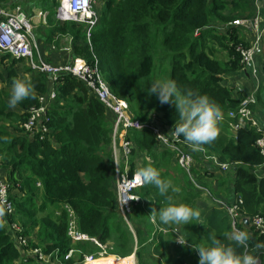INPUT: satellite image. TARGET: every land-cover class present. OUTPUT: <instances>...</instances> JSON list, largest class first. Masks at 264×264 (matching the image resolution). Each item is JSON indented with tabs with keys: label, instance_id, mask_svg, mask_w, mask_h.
Segmentation results:
<instances>
[{
	"label": "trees",
	"instance_id": "trees-1",
	"mask_svg": "<svg viewBox=\"0 0 264 264\" xmlns=\"http://www.w3.org/2000/svg\"><path fill=\"white\" fill-rule=\"evenodd\" d=\"M3 1L5 7L25 6L26 11L48 4L53 12L47 25L38 31L42 51L47 52L44 60L58 67L73 63L75 58L85 59L98 68L110 91L128 103L131 115L142 123L153 124L164 134H170L173 128L174 106L161 105L155 95L146 91L161 73L174 79L181 91L207 95L219 105L226 119L218 124L216 140L200 150L193 151L180 137V145L193 158L190 171L183 172L175 153L162 149L152 131L128 132L133 144L129 175L151 165L177 189L166 194L172 197L169 201L155 187L142 185L136 191L139 201L130 207L128 225L120 215L115 188L114 114L86 83L71 74L61 72L54 83L48 74L35 72L22 63L24 72L20 75V62L2 56L0 84L11 85L14 79H24L32 84L33 92L12 110L0 89V178L6 179L0 182L7 183L8 200L13 207V212H6L0 224V264L33 263L38 257L34 250L46 255L57 252L51 260L55 263L72 247L80 251L99 250L87 242L72 243L67 233L71 218L77 220L79 231L102 244L112 241L115 252L124 257L135 252L138 264H193L192 258H198L191 243L208 244L210 236L225 244L233 243V220L221 202L232 206L239 200L243 219L237 225L249 233L250 240L248 249L236 250L256 255L258 264H264V247H255L264 244V235L254 232L250 225L256 216L264 220V157L256 146L261 133L251 124L236 132L231 130L230 122L237 119L228 118V113L237 111L248 96L223 83L224 76L240 72L245 78L249 72L240 71V56L235 50L230 57L236 61L229 62V68L214 58L212 47L228 49L226 36L237 31L232 27L227 35L220 34L223 25L212 23V18L223 17L227 2L105 0L89 45L84 24L56 20L59 0ZM231 3L238 6L235 1ZM251 7L254 8L252 2ZM211 32L215 34L211 37L212 46L206 39ZM63 41L68 43L69 52L51 50V45L62 47ZM58 55L63 62L58 61ZM259 70L263 86L264 70ZM250 80L256 82L251 77ZM53 89L56 98L49 99L48 104L40 103V97L48 98ZM263 93H255L253 106L255 120L262 130ZM43 107L45 111L40 112ZM34 111H39V115L35 114L32 120ZM37 199L41 200L40 205H36ZM170 202L198 208L199 220L188 225H165L150 216L153 208L158 211ZM15 223L22 228L20 231L13 228ZM130 225L133 233L126 229ZM32 233L35 239H30ZM178 236L187 241L185 245L177 244Z\"/></svg>",
	"mask_w": 264,
	"mask_h": 264
},
{
	"label": "built area",
	"instance_id": "built-area-1",
	"mask_svg": "<svg viewBox=\"0 0 264 264\" xmlns=\"http://www.w3.org/2000/svg\"><path fill=\"white\" fill-rule=\"evenodd\" d=\"M1 1V0H0ZM99 0H61L60 5L55 12L56 19L59 22H73L76 24H84L85 32L87 35L88 44L91 45V38L94 29L99 24V14L97 12L96 6ZM255 16L252 20H235L233 25L229 27L251 29L254 31L256 36V42L254 43L256 49H252L240 57L241 68L244 71H248L251 74V78L256 80V83L260 82V70L256 64L257 58L255 54L260 50L262 41L264 38V15L261 14L262 8H264V0H254ZM48 13L40 12L38 14L39 18H42L44 23H46ZM33 32V33H32ZM54 49V47H52ZM69 49V48H68ZM65 51H69V50ZM0 53L10 54L16 59H25L28 62L29 67L35 72L46 73L51 76V80L56 81L57 76L61 72H65L73 75L74 77L80 79L96 94L101 102H103L115 116L114 130L116 136H113V154L116 165V178H117V193L118 202L121 210L122 216L126 219L127 214L130 213V207L132 201H138V197L133 195V190L140 186V182L133 177H129L128 174V159L132 154V143L127 139V132L129 130H145L148 129L152 131L158 141V144L173 153L177 157L178 164H180L187 170L190 171L193 158L186 147H182V139L179 137L171 136L169 133L164 134L160 129L153 124L142 123L135 119L131 115L129 109L123 108L122 99L116 97L111 91L108 85L103 81L101 75L99 74L98 68L89 64L83 58L74 59L73 63L55 67L52 64L47 63L40 50L39 45L35 40L34 30L31 23V18L20 8L9 9L0 5ZM259 74V76H258ZM258 87H254L253 93L249 95L240 104L237 111H230L228 113V118L237 119L235 122H230V127L234 131L244 129L248 124L256 126L257 130L261 133L260 137L256 141V146L260 154L264 157V130H262L254 117L253 106L256 104L255 93H257ZM237 90H241V86L237 87ZM56 98V91L51 90L48 98L40 97V103L48 104L49 99ZM47 107V106H46ZM46 107L43 109L45 111ZM39 111L33 112L32 120H35V114ZM222 120L226 119V115L222 114ZM42 119V117H40ZM221 120V121H222ZM122 165H125L124 170ZM180 166V165H179ZM4 182H0V205L6 209V212L11 214L13 212L12 203L8 200V189L2 185ZM242 200H239L232 206H227L225 203L221 202V207L228 211V214L232 218V228L239 230L238 221H242L240 218ZM70 215L72 212L70 211ZM246 220V219H245ZM251 227L254 232L259 235H264V220L260 216H256L251 219ZM68 236L71 238L72 243L75 245L81 241H89L99 248L97 256L101 259L105 258L108 260L114 259L108 257V246L102 244L97 238L90 237L85 233L78 230L77 220L71 218L68 224ZM25 243V242H24ZM178 245H181L177 241ZM34 254L38 255L37 259L51 262L52 258L57 256V252L46 255L41 250H34ZM76 254L79 258H83V264H88L92 260L93 256H86L83 251L77 249V247L70 248L63 259L58 260L59 264H75L77 261ZM135 255V252L133 253ZM133 256V255H132ZM131 257V256H129ZM130 261L127 260L120 264H128ZM259 263V262H258ZM130 264H135L131 262Z\"/></svg>",
	"mask_w": 264,
	"mask_h": 264
},
{
	"label": "clouds",
	"instance_id": "clouds-1",
	"mask_svg": "<svg viewBox=\"0 0 264 264\" xmlns=\"http://www.w3.org/2000/svg\"><path fill=\"white\" fill-rule=\"evenodd\" d=\"M60 1L61 0L58 1L59 5H60ZM17 7H20L31 19L34 17L31 11H26L21 6H17ZM15 8L16 7L12 9H15ZM41 8L42 9L39 10L38 14L40 12L48 13L47 18H46V23H44L42 18H39L37 16L38 19L41 20V24L43 28L44 26L47 25L49 16H51V13L53 11L51 13L49 12L50 10H49L48 4L46 3L43 6H41ZM96 9H97V6H96ZM97 12L99 14V23H100L99 9H97ZM32 26H33V30H35V28L39 27L40 25L37 26V25L32 24ZM35 40L38 43L39 50L44 58L45 55H47V52L44 53L42 51L43 42L41 40H38V33L35 36ZM52 47H54V49ZM50 48L52 51L62 52V51H59L55 45H51ZM0 54H1L0 58L2 56H9L10 59L18 60L20 62L19 63L20 65L22 63L28 65V62L25 59H16L12 57L10 54H3V53H0ZM146 91L150 96L155 95L161 105L168 104L170 106H174L175 122H174L172 130L170 131L171 136H174L177 138L182 137L183 141L193 151L200 150L201 146L205 144H211L213 141L216 140L219 134L218 124L219 122L225 121V120H222L223 118L222 114L224 113H222L219 105H217L215 102L210 100V98L207 95H197L191 90L181 91L179 87L177 86V83L174 79H155L151 82V84L149 85ZM32 92H33V86L31 83L27 82L24 79H19V78L14 79L11 83L10 96L7 101L8 107L15 108L18 105V103L24 101L27 98H30L32 95ZM113 130H114V126H113ZM231 130L234 131L232 128ZM137 131H141V130H137ZM128 132H127V139H128ZM162 149H165V148H162ZM132 150H133V144H132ZM112 153H113V143H112ZM131 156L129 157L128 162H127L128 174H129V161H130ZM113 159H114V154H113ZM114 163H115V160H114ZM124 168H125V165H122L123 170ZM115 171H116V165H115ZM133 175L136 177V179L141 184L140 186L136 187L133 190V195L138 197V201H139V196L136 193V191L140 189L142 185H151L155 187L159 195L162 197H166V199H168L169 201L172 200L171 196L166 195L169 192V190H171L172 192L177 191L176 188L172 187L171 182L167 179H163L161 177L160 171L151 165L139 168L132 174V176L129 175V177H133ZM138 201L134 200L131 203L133 204L134 202H138ZM5 215H6V209L4 207H0V224H2L3 217ZM120 215L122 216L121 210H120ZM200 215H201V212L198 208H194L190 205L183 204V203L176 204V203H171V202L167 206L160 207L158 211L155 208H153L150 214V216H153V218H158V221L165 225H169V224L188 225L191 221L199 220ZM124 220L129 225L128 214H127L126 219L124 218ZM176 240L182 246L185 245L187 242L186 240H184L182 237H179V236L177 237ZM209 240H210V243L208 244H192L191 243V248L196 252L198 256V264H258V259L256 255H253L247 251L237 252L236 250L237 248H243L246 250L249 247L248 242L250 240V236H249V233L246 232L245 230H235L231 234V241L233 242L231 244H225L220 239H217L211 236L209 237ZM255 247L261 248V247H264V244H258Z\"/></svg>",
	"mask_w": 264,
	"mask_h": 264
},
{
	"label": "rangeland",
	"instance_id": "rangeland-1",
	"mask_svg": "<svg viewBox=\"0 0 264 264\" xmlns=\"http://www.w3.org/2000/svg\"><path fill=\"white\" fill-rule=\"evenodd\" d=\"M2 1L3 0L0 1V5H3L4 1H3V3H2ZM39 1H44V0H39ZM220 1H222V0H220ZM224 1H225V3L226 2L227 3H226V9L222 12V16L223 17L217 16L216 18H212L211 19L213 24H222L223 25V28L219 29L220 32L218 31L220 34L227 35V31L230 30L229 27H231L233 25V22L235 20H247V21H250L256 15L255 14V11H256L255 7L254 8L251 7L249 0H244V1L243 0H224ZM231 1L237 2L238 6L234 7L233 3H231ZM104 2H105V0H100L98 5H97V9L102 7ZM21 7L23 9L24 8L27 9L25 6H21ZM41 9H42L41 7L36 6L34 8L33 12L31 11V13L34 16L31 19L32 24L33 25H37V26L40 25L39 27L35 28V30H34L35 36L38 33V31L40 29H42L41 20L38 19V17H37L38 16V12ZM49 12L51 13L52 11H49ZM228 17L230 18V21L228 20ZM235 29H237V28H235ZM213 35H215V34L213 32H211V33L208 34V37L206 38L209 45H211L210 42H211V37ZM226 38L228 39L227 42H226L227 46H228V49H226L227 51L222 49V48H218V47H215V46H212V45L211 46L214 49V58L217 59L223 65H228L229 68H231V65H232V64L230 65L229 62L235 64V61H236V58L233 59L232 57H230V55L234 52V50H235L234 53L238 54L242 58L244 53H247L248 51H250L252 49H256V46L254 44L256 42V36H255L254 31L251 30V29L238 28L237 31L232 32V36L230 34V36L227 35ZM234 38H236V40ZM40 39H41V37L38 35V40H40ZM63 42H65L64 45L62 47H60V48H57L59 51H65V50L68 49V43L66 41H63ZM262 47H264V38H263L262 46L260 47V50L257 52V54H255V58H257V61H256L257 66L260 67L262 70H264V50H263ZM63 54L66 55L67 53H63ZM0 56H1V54H0ZM57 59H58L59 62H63V60H64L63 57L60 56V55L57 56ZM241 63H240V67H241ZM22 70H24V67H22L19 64L18 72L20 73V75H21ZM240 71H244V70L241 68ZM230 72H232V71H230ZM230 72H228V73H230ZM239 73L240 72H237L236 74H233V75L228 76V77L224 76L223 77L224 78L223 83L228 88H233V89L234 88L237 89V87L241 86V90L240 91H236V92H243L244 91L247 96H249V95H251L253 93L254 87H258L257 93L260 92L261 87H262L260 82L256 83L254 81H251L250 80V77H251L250 73H247L245 78L240 76ZM155 74H157V73H155ZM157 78H159V79H169L168 75H165L164 73H161L159 76H157ZM261 79L263 80L262 77H261ZM263 87H264V81H263ZM0 89H1L2 93L4 94L5 100L8 101V98L10 96V91H11V85L5 82L3 84H0ZM262 92H264V88H263ZM262 95L264 96V93ZM101 103L105 106L106 109H109L103 102H101ZM128 107H129L128 103L124 102L123 103V108H126V111H127ZM10 109L15 110V108H10ZM113 136L114 137L116 136V132L115 131L112 133V141H113ZM179 165H180V167L182 169V172L183 171H187L180 164V162H179ZM116 174H117V170L115 171V188L118 187ZM0 179H4L6 181L5 177L0 178ZM199 183L204 185L203 181H201V180L199 181ZM2 185H4L8 189L7 183H3ZM116 194H117V190H116ZM40 201H41L40 199H37L36 200V205H38V204L40 205L41 204ZM127 227H128V228H126L127 231H131L132 233L134 232V229H133V227L131 225H130V227L129 226H127ZM13 228H15L18 231H20V229H22L17 223H15ZM8 230H9V228H8ZM233 232H234V228H232L231 234ZM17 239H18V241H20L19 237ZM30 239H35V233H32V235L30 236ZM134 239H135L134 243L136 245V238L134 237ZM82 242H87L88 245H90V247H92L94 249L98 248L96 245L92 244L91 242H88L87 240L82 241ZM111 242L112 241H109V243L107 245L108 246V257L107 258H113L114 257V259H112L113 261L105 259V258L101 259V257H98L97 256V252L99 250H97L95 252H92L90 249H88V251H85V250L83 251L80 248L85 253L86 256H93L92 260H95V261H89L88 264H120V263L125 262V261H127L129 259H130V261L128 262V264H130L131 262H134L135 264H138V260H137L136 254L135 255L132 254L133 256L132 255H128V256L124 257L122 253L119 254L118 252H115V245L111 244ZM21 244L24 245V242H22ZM129 256H131V257H129ZM196 257L198 258L197 254H196ZM156 258H158V257L156 256ZM75 260L77 261L75 264H83V258H79L78 254H76V259ZM192 260H193L192 261L193 264H195L196 261H198L194 257L192 258ZM56 262L57 263H55V262L48 263V262H45V261H42V260H39V259H35V262L30 263V264H59L58 260H56ZM25 263L28 264L27 261Z\"/></svg>",
	"mask_w": 264,
	"mask_h": 264
},
{
	"label": "crops",
	"instance_id": "crops-1",
	"mask_svg": "<svg viewBox=\"0 0 264 264\" xmlns=\"http://www.w3.org/2000/svg\"><path fill=\"white\" fill-rule=\"evenodd\" d=\"M250 1V5H251V2L254 4V0H249ZM261 14H263L264 15V8H262V11H261ZM262 46V45H261ZM263 48V50H264V47H262ZM23 70H22V72H21V74H23ZM263 86H262V88H261V90H263ZM254 90V89H253Z\"/></svg>",
	"mask_w": 264,
	"mask_h": 264
},
{
	"label": "water",
	"instance_id": "water-1",
	"mask_svg": "<svg viewBox=\"0 0 264 264\" xmlns=\"http://www.w3.org/2000/svg\"><path fill=\"white\" fill-rule=\"evenodd\" d=\"M245 222L248 224V220H245Z\"/></svg>",
	"mask_w": 264,
	"mask_h": 264
}]
</instances>
